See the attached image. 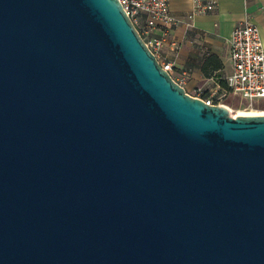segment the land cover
Segmentation results:
<instances>
[{
    "label": "water",
    "instance_id": "1",
    "mask_svg": "<svg viewBox=\"0 0 264 264\" xmlns=\"http://www.w3.org/2000/svg\"><path fill=\"white\" fill-rule=\"evenodd\" d=\"M0 264H264V114L187 93L118 0H0Z\"/></svg>",
    "mask_w": 264,
    "mask_h": 264
},
{
    "label": "crops",
    "instance_id": "2",
    "mask_svg": "<svg viewBox=\"0 0 264 264\" xmlns=\"http://www.w3.org/2000/svg\"><path fill=\"white\" fill-rule=\"evenodd\" d=\"M192 1L169 0L170 14L179 24H158L150 35L162 39L157 60L171 63L172 79L187 93L200 88L205 98L226 87L231 70L229 38L235 26L245 20L253 23L264 48V0H215L213 11L199 15L192 14Z\"/></svg>",
    "mask_w": 264,
    "mask_h": 264
},
{
    "label": "built area",
    "instance_id": "3",
    "mask_svg": "<svg viewBox=\"0 0 264 264\" xmlns=\"http://www.w3.org/2000/svg\"><path fill=\"white\" fill-rule=\"evenodd\" d=\"M118 1L157 59L162 39L151 36V31L158 24L172 27L180 22L170 14L169 0ZM216 5L215 0H193L192 14L208 13L213 11ZM142 17H144L143 24ZM229 60L231 70L225 78L226 87L222 91H212L208 97L203 98L200 96L201 89L198 88L190 95L201 98L206 104L225 105L224 102L229 97H237L249 105L260 100L264 101V48L258 28L248 20L235 26L231 32ZM159 64L168 72L172 69L169 62H159Z\"/></svg>",
    "mask_w": 264,
    "mask_h": 264
},
{
    "label": "rangeland",
    "instance_id": "4",
    "mask_svg": "<svg viewBox=\"0 0 264 264\" xmlns=\"http://www.w3.org/2000/svg\"><path fill=\"white\" fill-rule=\"evenodd\" d=\"M193 94V93H189ZM226 107L228 108L229 114L231 117H235L236 115H242L240 113H264V101H257L253 104L249 105L242 101L241 99L235 97V98H229L224 102ZM246 115V114H243ZM260 115V114H255Z\"/></svg>",
    "mask_w": 264,
    "mask_h": 264
},
{
    "label": "bare ground",
    "instance_id": "5",
    "mask_svg": "<svg viewBox=\"0 0 264 264\" xmlns=\"http://www.w3.org/2000/svg\"><path fill=\"white\" fill-rule=\"evenodd\" d=\"M240 114H242V115H243V114H246V115H255V114H264V113H263V112H262V113H245V112H244V113H240Z\"/></svg>",
    "mask_w": 264,
    "mask_h": 264
}]
</instances>
